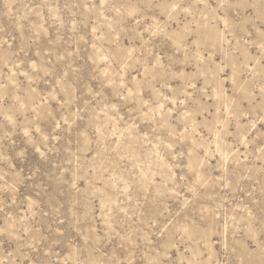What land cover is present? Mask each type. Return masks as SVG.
<instances>
[{
  "label": "rangeland",
  "instance_id": "obj_1",
  "mask_svg": "<svg viewBox=\"0 0 264 264\" xmlns=\"http://www.w3.org/2000/svg\"><path fill=\"white\" fill-rule=\"evenodd\" d=\"M0 264H264V0H0Z\"/></svg>",
  "mask_w": 264,
  "mask_h": 264
}]
</instances>
